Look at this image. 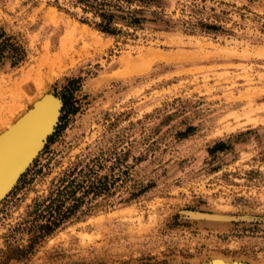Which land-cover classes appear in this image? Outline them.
<instances>
[{"label":"rangeland","instance_id":"1","mask_svg":"<svg viewBox=\"0 0 264 264\" xmlns=\"http://www.w3.org/2000/svg\"><path fill=\"white\" fill-rule=\"evenodd\" d=\"M161 1L173 21L217 28L123 41L81 22L72 0H0V134L43 99L69 104L0 201V264H264V0ZM70 38L87 49L56 62ZM109 139L138 142L129 162L155 143L133 172L153 187L28 251L30 234L13 231L28 205ZM218 140L231 147L210 152Z\"/></svg>","mask_w":264,"mask_h":264},{"label":"trees","instance_id":"2","mask_svg":"<svg viewBox=\"0 0 264 264\" xmlns=\"http://www.w3.org/2000/svg\"><path fill=\"white\" fill-rule=\"evenodd\" d=\"M72 1L83 13L79 18L81 22L106 35L122 38L123 41L138 38L137 32L144 29L193 33L217 28L201 20L173 21L163 13L161 0ZM61 101V112L67 111L68 95H63ZM125 130L129 129L124 128L121 132ZM193 130V126H187L177 131L176 136L185 138ZM137 144L109 139L87 146L85 153L78 155L76 160L53 177L46 194L36 196L27 207L26 217L14 226L13 231L21 230L30 234L26 249L30 251L35 244L68 224L143 197L153 187V182L150 179H138L133 172L139 162L154 159L155 143L143 142L138 150L139 155L132 156L134 162H129V156L137 149ZM214 145L210 150L212 153L231 147L222 140ZM19 251V248L14 247L12 253Z\"/></svg>","mask_w":264,"mask_h":264},{"label":"bare ground","instance_id":"3","mask_svg":"<svg viewBox=\"0 0 264 264\" xmlns=\"http://www.w3.org/2000/svg\"><path fill=\"white\" fill-rule=\"evenodd\" d=\"M74 39L75 40L72 39L70 40L69 46H66V44L63 45L61 43L62 46L60 48L61 51L59 53V56L55 57L58 59L56 60L54 59L56 62L59 59H65V58H69L68 60H72L74 59V57H72L73 55L80 54L81 52H85L84 50L87 49V44L76 38ZM81 42L83 43V45L79 47ZM70 57H72V59ZM26 121L27 119L20 125H16V126L11 125L8 130L9 132H8L7 140L5 141V145H3L2 148L0 147V190L3 188L7 180L12 176L15 170H17L19 165L24 162L28 153H30L31 147L33 146L35 141L33 140L34 139L33 132L38 137L35 128L34 129L30 128L32 129V131L29 128L27 129V127H25L26 129H21L23 125H25Z\"/></svg>","mask_w":264,"mask_h":264},{"label":"water","instance_id":"4","mask_svg":"<svg viewBox=\"0 0 264 264\" xmlns=\"http://www.w3.org/2000/svg\"><path fill=\"white\" fill-rule=\"evenodd\" d=\"M62 106V101L59 99L58 102H51L48 98L39 101L34 110H30L24 113L12 126L22 124L26 119L34 116L42 115L43 124L40 129L37 140L34 142L31 147L30 153H28L24 162L19 165L17 170L12 174V176L7 180L3 188L0 190V201L5 197L8 191L15 185L19 177L26 170L29 164L32 162L33 158L36 156L40 148L42 147L44 141L46 140L50 130L57 121V115L59 113V108ZM8 130L0 134V147L5 145L7 140Z\"/></svg>","mask_w":264,"mask_h":264}]
</instances>
